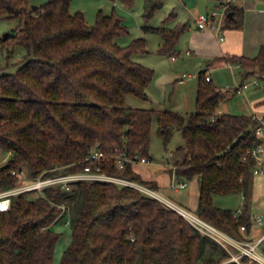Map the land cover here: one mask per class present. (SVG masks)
<instances>
[{
	"label": "trees",
	"instance_id": "trees-1",
	"mask_svg": "<svg viewBox=\"0 0 264 264\" xmlns=\"http://www.w3.org/2000/svg\"><path fill=\"white\" fill-rule=\"evenodd\" d=\"M71 1L33 6V0H0V18L21 19L15 37L25 49L16 71L0 65V149L12 151L0 168V190L22 182L6 174L9 168L26 167L35 177L92 166L158 191V182L143 177L135 166L141 157L152 159L156 118L157 134L166 147L175 130L185 139L179 147L184 155L171 174L180 181L198 177L196 213L244 238L241 226L252 227L249 200L255 166L248 150L260 141L253 115L219 113L233 92L206 75L192 112L128 105L130 95L150 99L147 88L155 71L134 58L148 52L147 38L122 45L117 38L130 34L122 16L100 11L89 25L83 12H71ZM120 1L128 7L135 3ZM160 3L148 0L147 18ZM229 11L226 27L243 28V8L233 5ZM165 21L142 28L159 34V51L168 54L176 49L186 24L168 26ZM229 61L240 65L244 77L264 79V45L254 57L234 55ZM96 150L105 157L91 158ZM124 154L130 160L120 168L118 157ZM236 193L246 199L238 215L214 201L215 195ZM66 221L72 238L59 264H239L161 200L130 185L99 180L76 182L70 190L51 186L43 195L13 196L11 209L0 213V264H55L61 236L57 226ZM242 262L257 264L249 257Z\"/></svg>",
	"mask_w": 264,
	"mask_h": 264
},
{
	"label": "rangeland",
	"instance_id": "rangeland-1",
	"mask_svg": "<svg viewBox=\"0 0 264 264\" xmlns=\"http://www.w3.org/2000/svg\"><path fill=\"white\" fill-rule=\"evenodd\" d=\"M48 0H33V6H41ZM154 3V0H152ZM148 0H135L132 7H128L120 0H72L70 4L71 12L81 11L85 14L87 23L93 25L98 17L100 11L105 14H110L115 11L118 15L122 16L128 26L130 34L117 38V41L122 45H127L132 42L134 38L146 37L147 38V53L135 55L134 58L142 62L143 64L151 67L155 71V76L147 88V92L150 95V99H141L139 97L130 95L127 97V104L135 107L146 108H160V109H175L182 113L192 112L196 109L195 96L193 94V85L197 80L192 81L186 77L185 84H179L173 81L171 78L172 72H183L186 75L188 73H197V69L194 67L192 61L187 56L181 54V57L176 61L171 59L172 54L178 53V47L182 48L184 45L181 40L176 49L171 53H160L159 44L161 42V36L157 33H146L143 31V25L160 26L165 23L174 25L177 17L178 20L191 21L190 9L194 7L195 0H161L159 7L154 10L152 15L147 18L146 14L150 11L151 6L146 5ZM21 25V19L19 18H0V38H4L6 34L8 36L7 41L0 42V65L4 67V71L14 72L21 65V60L25 54V49L17 43L15 34ZM184 51V50H183ZM11 52V56H9ZM191 62V63H189ZM231 74V75H230ZM220 74V86L223 90H234L243 82H250L254 79H258L260 85H250L244 92L233 91L231 98L222 102L219 106L220 109H224L230 113L243 114L246 113L244 101L247 100V93L254 91H261L264 89V79H261L255 75L247 78L246 80L236 70V78L232 73ZM217 83V82H216ZM220 85V84H219ZM158 123L156 118L153 120L152 133H151V145L150 155L152 157L149 163H136V170L145 178H155L161 185V190L158 191L164 196L170 198L174 202L183 205L184 199L188 198L189 192L194 193L198 190L197 179H181V181H188V187L177 188L170 185L172 178L171 172L174 165L180 161L184 155V150L179 148L185 145V139L181 135L179 130H175L174 136L171 142L166 147L163 144L162 139L157 134ZM179 181V180H177ZM174 183H177L174 178ZM191 193V196H193ZM29 195L35 196L36 193H30ZM214 201L216 205L231 209L233 212H237L242 203L240 194H227V195H215ZM188 210L196 213V210L184 205ZM57 231L61 233V236L56 244L54 263L59 264L62 259L63 252L69 246L72 238L71 229L68 225V221L59 224Z\"/></svg>",
	"mask_w": 264,
	"mask_h": 264
},
{
	"label": "crops",
	"instance_id": "crops-1",
	"mask_svg": "<svg viewBox=\"0 0 264 264\" xmlns=\"http://www.w3.org/2000/svg\"><path fill=\"white\" fill-rule=\"evenodd\" d=\"M226 1L228 0H195L193 4L194 7L190 9L191 21H180L176 17V22L174 25H172L175 26L177 24H186V29L179 40V42L183 40L184 45L182 46V48L178 47L179 51L177 54H175L177 58L173 59L172 54L170 56L171 59L173 61H176L181 57V54H184L190 61H192L194 67L197 69V73H188L187 76L185 71H179L175 73L172 72L171 78L173 79V81H176L179 84H185L186 77H188L191 81L195 78L197 79L194 82L192 91L193 94H196L194 95L195 103L197 99L199 84L203 75L210 76L211 80L218 86H222L220 83L221 73H232L234 78H236V70H238V72L244 77V73L241 71L240 65L232 63L231 61H229V58L234 55L254 57L258 54L261 46L264 45V0H231V3L234 6L243 8L244 10V26L241 29L226 27V25H224L219 34H216L211 29H200L198 27L196 22V17L198 14L210 11L213 8H218ZM161 43L162 38L159 46H161ZM244 78L245 79L243 80L247 79L246 77ZM255 80H257L258 82H254ZM245 83L246 82H243L239 86H242ZM247 83L248 87L244 88L242 92H244V90H247L250 85H260L258 79H254ZM239 86H237L233 91H237ZM148 96L150 97L149 94ZM246 96H248V98L246 101H244V106L245 110L248 111L243 114H264V89L259 92L250 91L246 94ZM218 112L222 113L228 111H225L224 109L219 110L218 108ZM261 139L262 141H264V135ZM171 178L172 181L170 185L172 186L174 183V178L177 183L181 182L180 180L177 181V178L173 173L171 174ZM149 179L156 180L155 178ZM193 179H197L198 181V190H196L194 193L189 192L188 198L184 199V203H182V206L186 205L191 209L196 210L199 202L200 186L198 177H194ZM156 181L158 182V180ZM158 184L161 190V185L159 182ZM188 185L186 187H188ZM179 189L181 188H177L176 190ZM191 193L193 196H191ZM238 194L241 195L242 203L240 204V208L237 210L236 215L241 212L246 201L243 194ZM249 201L251 215L264 212V174H254L252 193ZM260 233V228L253 227L249 231V238L254 239Z\"/></svg>",
	"mask_w": 264,
	"mask_h": 264
},
{
	"label": "built area",
	"instance_id": "built-area-1",
	"mask_svg": "<svg viewBox=\"0 0 264 264\" xmlns=\"http://www.w3.org/2000/svg\"><path fill=\"white\" fill-rule=\"evenodd\" d=\"M233 4L231 0L224 2L220 7L213 8L210 11L202 12L197 15L196 22L200 29H211L216 34L222 30L226 23L229 14V8ZM189 53V52H188ZM173 59L177 56L172 55ZM211 77L207 76V80ZM254 82H258L255 80ZM248 87V83L239 86L237 92H242L244 88ZM253 118L257 121L258 126L255 129V134L259 137L260 141L256 142L253 148L248 150V154H251L255 159V166L253 169L254 174H264V141L262 136L264 135V114L255 113ZM12 151L0 149V168L5 167L8 161L11 159ZM105 157L103 152L94 151L91 158L99 159ZM246 156L243 157V160ZM130 159L126 154L118 157V164L120 168H123L125 163ZM141 163L151 162L150 158L141 157L139 159ZM6 174L19 177L22 181L20 184L0 190V213L7 212L11 209L13 196L21 193H36V195H43L45 189L51 186H60L62 189L70 190L74 183L79 181L99 180V181H112L119 184L130 185L141 189L142 191L152 195L153 197L161 200L169 207L175 209L180 213L187 221L200 230L203 234L211 237L218 244H220L228 254L230 260L236 261L239 264H244L242 258L249 257L257 264H264V212L255 213L251 215L252 227H258L261 229V233L254 239L249 238V229L246 225L241 226V232L244 238L235 237L226 231L220 229L216 225L208 222L200 217L197 213L188 210L186 207L174 202L170 198L164 196L159 191H156L148 186L134 182L120 176H114L102 173L100 167L93 169L92 166H86L84 170L73 173H59L55 175L46 174L43 172L38 176L32 177L26 167L9 168ZM188 185L187 181H181L173 183L176 188H183Z\"/></svg>",
	"mask_w": 264,
	"mask_h": 264
},
{
	"label": "water",
	"instance_id": "water-1",
	"mask_svg": "<svg viewBox=\"0 0 264 264\" xmlns=\"http://www.w3.org/2000/svg\"><path fill=\"white\" fill-rule=\"evenodd\" d=\"M231 16H232V12H229V17H231ZM8 36H10V35L9 34H6V36L4 37V39H7Z\"/></svg>",
	"mask_w": 264,
	"mask_h": 264
}]
</instances>
